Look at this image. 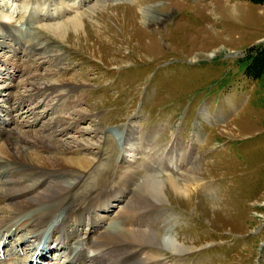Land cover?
<instances>
[{"label": "rangeland", "instance_id": "1", "mask_svg": "<svg viewBox=\"0 0 264 264\" xmlns=\"http://www.w3.org/2000/svg\"><path fill=\"white\" fill-rule=\"evenodd\" d=\"M144 9L154 12L148 24ZM77 17V32H67ZM3 22L15 28L0 38V118L8 135L31 133L45 142L52 137L63 149L75 147L56 159L90 162L75 169L83 181L92 182L94 169L109 161L99 188L125 190L115 192L124 196L114 199L116 211L130 194L127 207H139L140 185L165 183L158 195L165 200L171 179L180 182L193 172V182L178 191L189 194L195 207L171 188L169 203L156 202L145 218L147 232L156 224L167 227L161 238L194 248L180 257L161 254L163 264H264V65L254 59L264 44V3L0 0V34ZM48 26L67 33L54 35ZM37 41L48 51H31ZM55 83L65 86L62 92L52 90ZM78 98L82 102L74 105ZM57 116L70 118L72 126L54 130ZM129 127L134 135L123 145L116 137ZM4 144L0 138V162L11 163ZM39 165L33 167L45 171ZM134 169L142 175L130 193L126 179ZM10 204L0 208L11 211ZM113 218L105 228L118 224ZM19 233L11 244L24 235Z\"/></svg>", "mask_w": 264, "mask_h": 264}, {"label": "bare ground", "instance_id": "2", "mask_svg": "<svg viewBox=\"0 0 264 264\" xmlns=\"http://www.w3.org/2000/svg\"><path fill=\"white\" fill-rule=\"evenodd\" d=\"M152 12L153 9H144L141 11L144 23L148 24ZM4 18L7 22L11 21V16H5ZM157 18L163 20L161 17L157 16ZM9 24L10 23L3 22L2 29L6 31L0 34V38L7 36L8 33L13 34L15 28L6 26ZM80 24L81 20L77 17L70 21L66 31L69 32L70 30H74L76 33ZM26 26L29 28L28 24H26ZM45 29L48 32H53L54 35L57 36H64L67 33L63 30L62 26H48V28ZM25 31H27V28H25ZM52 47H50V49ZM1 48L4 49L5 46L3 47L2 45ZM48 49L49 45L44 46L43 41H37L31 47V51L33 50L35 53H44V51H48ZM52 51L56 53V59L59 60L61 56L59 55V51L55 49V47L52 48ZM64 87L65 86L62 84L55 83L52 90L58 89L62 92V88ZM37 89L41 90V87ZM49 89V87H45L43 91H48ZM68 95H66V97H68ZM60 97L61 100L65 98V95L62 94ZM21 102L24 103L23 100H21ZM80 102H82V100L78 98L74 102V105H78ZM80 119H85V116L80 117ZM54 120V130L63 127L67 128L69 125L72 126V120H70V118L57 116ZM78 122L79 121L75 122L74 127H76ZM6 124L7 123L0 118V138L5 139L4 145L7 152V154H5L4 150L2 154L9 157L12 162H0V185L1 187L10 186L15 191L10 192L8 189V193H6L5 189H0V206L6 202L14 206V209L11 211H8L7 208V211H5V207L4 209L0 208V264H48L45 259L49 253L51 254V252L48 251L51 245H53L52 248L55 247L54 245H58V247L62 248L60 257L55 261L51 260L54 261L51 264H163L164 261L161 259V254L165 255L167 253L174 257H180L194 250L192 246L185 245L184 243L179 242L176 244V242L174 243L161 238L162 230H170L167 227L162 228L160 225L156 224L149 227V232L145 230V218L146 216L151 217L149 209L153 208L156 202L167 203L169 199L168 192L171 191V188L172 191L174 190L176 193H179L182 199L192 205L189 194L185 196L183 189L181 191H178V189H181L179 187L181 185V187H183V182H185V185L187 184V187L189 182H193V172L182 176L183 180L180 182L176 179H171L169 184L171 188L168 190L164 189L165 191L163 192L166 198L165 200H159L160 197L158 198V195L163 191L161 187L166 185L165 183L156 187H150L147 184L140 185V195L137 194L138 197L140 196L139 207L137 208L134 203L132 207H127L128 195H126L125 200L122 201L124 203H121V206L124 204H126V206L123 207V209L120 207V209L116 211L113 205L114 199L116 198L119 202V198L124 196L116 195L115 192L118 188L114 189V187L111 186V189L109 186H102L103 189L99 188L101 175L107 172L109 161L103 166H98L94 169L96 175L89 179L92 182L87 180L83 181V175L75 169L89 168L90 162H85L81 159L69 161L56 159L59 154L70 153L71 150H73L72 148L75 147L66 145L63 149L59 145V141H53L52 137L49 142H45L41 137L30 136L31 133H24L23 137H21L15 132L10 131L11 135H8V130L2 128V126H6ZM47 128L48 130H53L50 126ZM55 133L57 132L55 131ZM194 134H196V132L193 133V135ZM26 135H28L29 139L25 137ZM133 135V130L129 127L121 131L119 135L117 134L116 139L125 145L127 141L131 140ZM196 138H199V136ZM192 140L195 141L194 137ZM81 146L82 145H80V147ZM31 151H35L36 153L34 152V154L36 156L34 154L31 155L29 153ZM39 153L53 155L48 158H41L37 155ZM121 155L120 152L118 157V161L120 162L123 160V155ZM36 164H41L39 166L44 167L45 171L34 168L33 166L36 167ZM46 167L51 171L45 169ZM25 168L29 169L30 172H26ZM50 168H59V172ZM55 173H60L62 178L60 179L54 176ZM127 175L128 174H126V176ZM141 175L139 170L134 169L129 172L127 179L125 177L127 180L126 189H129L130 193L133 192L134 187L140 183L138 177ZM39 176H42L40 180ZM35 177H39V181L34 180ZM42 189L43 191L41 192ZM124 191L122 187H120V190L118 189L119 194L124 193ZM172 191L171 193H173ZM130 195L132 196V194ZM163 198L164 197H162V199ZM11 204L10 206H12ZM192 207H195V205H192ZM112 216L118 218V224L112 225L110 228H105L106 221L111 219ZM140 216L142 217L141 222L137 219V217L140 218ZM19 232L27 234L21 236L14 247L10 245L5 246L8 237L12 240L15 236L20 234ZM40 238L45 243V249L41 250L38 256H36L37 248H34L35 244L30 245L29 243L31 242L30 240H39ZM49 240L55 243L52 244ZM86 249L95 250L91 258L85 256ZM23 251L26 253L21 254ZM97 251L99 252L97 253Z\"/></svg>", "mask_w": 264, "mask_h": 264}, {"label": "trees", "instance_id": "3", "mask_svg": "<svg viewBox=\"0 0 264 264\" xmlns=\"http://www.w3.org/2000/svg\"><path fill=\"white\" fill-rule=\"evenodd\" d=\"M250 1H252V2H256V3H264V0H250ZM257 50H258L259 52H257V53L255 54V57H254L255 62H257V60H259V59L261 58L259 64H260V65H264V63H263V60H264V44H262V46L260 45V46L257 48ZM253 51H254V50H253Z\"/></svg>", "mask_w": 264, "mask_h": 264}]
</instances>
